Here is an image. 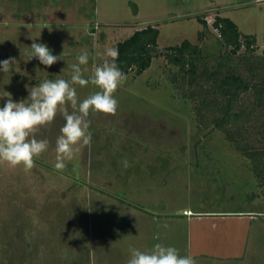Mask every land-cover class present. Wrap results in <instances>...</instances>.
Returning <instances> with one entry per match:
<instances>
[{
  "label": "rangeland",
  "instance_id": "rangeland-1",
  "mask_svg": "<svg viewBox=\"0 0 264 264\" xmlns=\"http://www.w3.org/2000/svg\"><path fill=\"white\" fill-rule=\"evenodd\" d=\"M201 13L207 23L229 17L262 45L264 0H0V61L15 60L0 72V95L19 102L46 79L70 80L83 51L88 78L106 48L146 24L158 28L159 48L195 42ZM34 40L61 60L34 69ZM166 67L154 57L141 74H126L117 113H90L91 145L64 170L54 167L59 114L36 133L49 148L33 169L0 163V264H127L130 249L155 243L196 264H264V194L249 161L221 131H198ZM75 87L80 100L98 90Z\"/></svg>",
  "mask_w": 264,
  "mask_h": 264
},
{
  "label": "trees",
  "instance_id": "trees-1",
  "mask_svg": "<svg viewBox=\"0 0 264 264\" xmlns=\"http://www.w3.org/2000/svg\"><path fill=\"white\" fill-rule=\"evenodd\" d=\"M204 15L197 16L202 29L195 42L159 48L155 25L134 29L116 42V62L135 77L154 57L164 59V73L175 95L191 103L198 131H221L249 161L264 194V40L258 45L255 35L240 33L229 17L215 15L207 23Z\"/></svg>",
  "mask_w": 264,
  "mask_h": 264
},
{
  "label": "clouds",
  "instance_id": "clouds-1",
  "mask_svg": "<svg viewBox=\"0 0 264 264\" xmlns=\"http://www.w3.org/2000/svg\"><path fill=\"white\" fill-rule=\"evenodd\" d=\"M30 47L29 59L36 57L46 67L61 60V55H53L46 44L34 40ZM118 57L116 47L106 48L102 64L95 66L92 75L85 78L81 66L88 64L89 54L83 51L77 56L78 62L70 65V80L46 79L29 88L28 97L19 102L14 101L9 92L0 95L7 97L0 107V163L13 168L22 167L24 171L33 169L35 159L49 148V141L37 139L36 133L41 127L51 124L59 114L65 123L56 138L54 167L64 170L82 147L91 145L90 113H117L118 100L114 94L127 80L116 62ZM14 62V58L0 61V72H9ZM89 84L98 90L80 100L75 86L86 87ZM121 163L125 169L131 166L127 159ZM154 239L158 240L159 234ZM130 252L127 264H196L191 255H181L176 247L162 243H155L145 251L132 248Z\"/></svg>",
  "mask_w": 264,
  "mask_h": 264
},
{
  "label": "crops",
  "instance_id": "crops-1",
  "mask_svg": "<svg viewBox=\"0 0 264 264\" xmlns=\"http://www.w3.org/2000/svg\"><path fill=\"white\" fill-rule=\"evenodd\" d=\"M40 66H41V63L40 62H38V60L35 62V66H34V69H39L40 68ZM41 70H43V68L41 69ZM51 74L52 73H50V74H48V75H50L51 76ZM17 75H18V73L17 72H14V76H16L17 77ZM34 83V82H33ZM32 83V84H33ZM28 86H30V85H28ZM153 216H156L155 214L153 215Z\"/></svg>",
  "mask_w": 264,
  "mask_h": 264
}]
</instances>
